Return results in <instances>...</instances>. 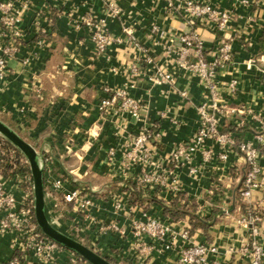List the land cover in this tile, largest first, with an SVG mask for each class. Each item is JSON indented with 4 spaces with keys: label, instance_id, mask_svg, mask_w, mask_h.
I'll list each match as a JSON object with an SVG mask.
<instances>
[{
    "label": "crops",
    "instance_id": "1",
    "mask_svg": "<svg viewBox=\"0 0 264 264\" xmlns=\"http://www.w3.org/2000/svg\"><path fill=\"white\" fill-rule=\"evenodd\" d=\"M20 1L28 5L21 24L25 43L18 56L9 61L10 74L0 93V119H8L11 127L40 154L42 162L47 160L43 166L44 193L51 223L114 264H140L133 248L130 221L150 214L167 221L175 231L189 229L191 241L214 243L231 264H241L226 253L249 234L240 222L245 210L238 207L245 168L241 154L229 151L227 160L221 162L216 159L220 149L213 145L215 157L203 166L200 175L192 177L186 169L177 170L181 193L195 204L193 213L177 217L166 213V209H174L171 202L178 193L135 191L127 193V207L133 208L128 217L113 209L108 195L120 192L126 178L138 172L132 169L125 173L123 155L140 123L126 115L101 114L99 102L105 87L116 89L132 83L129 94L142 101L146 107L143 114L160 128L156 157L167 161L173 147L195 133L199 122L196 106L209 97L199 78L179 65L183 46L178 38L193 32L206 54L212 53L220 41H227L233 58L218 70L221 95L229 107L250 109L253 114H229L223 131L231 132L237 143L257 144L254 135L264 137V49L260 44L264 0H194L211 2L231 12V21L221 32L209 26L190 27L181 11L186 0H116L120 9L117 16L108 14L106 0ZM88 11L106 19L112 35L125 37L123 30L127 29L133 40L115 43L105 56L95 57L88 30L73 24ZM145 55L152 58V65L141 61ZM26 57L30 59L28 65L22 62ZM186 58L195 60L193 49ZM133 65H139L134 77ZM156 71L169 74L171 80L155 83ZM232 81L237 82L233 91L229 86ZM44 89L46 97L42 96ZM119 128L126 131L123 137L117 135ZM110 148H114V155L109 154ZM261 150L264 153V145ZM199 162L197 157L193 164ZM56 179H61L67 190L80 186L86 189L95 200L92 215L122 232L99 236L86 229L77 235L72 206L61 195L51 193L50 181ZM2 180L21 201L23 191L13 178ZM253 206L263 225V194L254 193ZM193 217L199 220L194 227ZM11 238L10 234L0 235V263L13 254ZM69 258L67 250L56 262L45 264H70ZM174 259L172 251L156 252L148 264H170Z\"/></svg>",
    "mask_w": 264,
    "mask_h": 264
},
{
    "label": "built area",
    "instance_id": "2",
    "mask_svg": "<svg viewBox=\"0 0 264 264\" xmlns=\"http://www.w3.org/2000/svg\"><path fill=\"white\" fill-rule=\"evenodd\" d=\"M106 9L109 15L117 16L120 9L116 0H106ZM28 9L26 1L3 0L0 1V93L5 90L7 78L10 74L9 61L20 53L24 41L25 30L21 27L22 17ZM186 16V22L190 27H213L216 31H224L231 21V12L221 10L211 2H199L186 0L181 7ZM75 28H86L90 41L94 45L95 57L105 56L108 49L115 43L129 41L133 37L130 30H123V35H112L107 28L104 18H98L92 11L86 12L73 20ZM179 65L192 72L199 78V83L209 91L207 100L201 101L196 106L198 127L195 133L184 143L173 147L167 161L156 157L157 146L161 138L158 125L150 122L143 114L145 105L141 100L133 98L129 89L132 83L111 89L104 88V97L99 102V111L106 116L126 115L139 122L140 126L131 135L123 155L125 173L132 169H138L132 178L127 177L121 185L118 193L111 192L108 198L113 201V209L130 217L131 207H127V193L135 191H164L172 194L181 192V185L177 170L186 169L192 177L201 174L203 166L211 161L215 155L213 145L220 150L216 159L225 162L228 152L238 151L245 163L242 181L239 188L238 207L245 210V215L240 222L248 228V236L240 241L238 247H230L226 253L234 256L241 264H264V222L255 212L253 206L254 193L264 195V153L261 146L264 145V137L255 134V144L251 141L237 143L231 132L223 131V124L229 114L252 115L250 109L231 108L227 100L222 97L217 81L218 70L229 64L233 58L231 44L220 41L212 53H205L203 43L193 32L181 35ZM133 40V39H132ZM194 50L195 60L190 61L186 57L189 50ZM210 54V57L207 56ZM147 64H153L149 55L142 57ZM30 59L24 58L22 62L28 65ZM139 73V65H133L131 74ZM169 74L156 71L154 82L170 81ZM236 81L230 83L233 91ZM38 91V88H37ZM187 96L186 92L182 93ZM241 122L239 125H242ZM118 130L117 135L122 136L126 132ZM129 137V136H128ZM114 148H110L109 154L114 155ZM199 157L200 162L193 164ZM46 162L47 160L44 159ZM45 161L42 162L45 166ZM0 175V235L10 234L13 254L6 262L0 264H45L56 262L67 250L44 236L38 229L33 214V200L28 191L22 188V184L28 183L27 177H12L16 185L23 191V197L19 201L10 191ZM52 194L61 195L63 201L72 206L74 221L78 227L77 235L83 230H94L99 236H105L112 232L121 233L114 224H105L98 221L91 213L95 207V200L83 187L67 190L61 179L50 181ZM128 190V192L126 190ZM127 198V199H126ZM130 234L136 260L140 264H148L154 254L172 251L175 259L170 264H231L225 259L219 247L214 243H197L191 241L189 229L175 231L167 221L153 215L144 214L141 218L130 221ZM78 241V237H74ZM83 243L82 241H80ZM70 264H80L76 254L70 252Z\"/></svg>",
    "mask_w": 264,
    "mask_h": 264
},
{
    "label": "water",
    "instance_id": "3",
    "mask_svg": "<svg viewBox=\"0 0 264 264\" xmlns=\"http://www.w3.org/2000/svg\"><path fill=\"white\" fill-rule=\"evenodd\" d=\"M0 136L10 142L25 158L33 190V214L38 229L51 241L78 255L88 264H114L77 239L61 232L49 220L45 208L44 167L40 154L12 127L0 119Z\"/></svg>",
    "mask_w": 264,
    "mask_h": 264
},
{
    "label": "trees",
    "instance_id": "4",
    "mask_svg": "<svg viewBox=\"0 0 264 264\" xmlns=\"http://www.w3.org/2000/svg\"><path fill=\"white\" fill-rule=\"evenodd\" d=\"M19 44L24 45L22 39L18 40ZM261 49H264V34L261 39ZM42 96L46 97L45 89L42 91ZM43 101V100H42ZM10 126H13L8 119H4ZM0 175L4 178H11L14 176L27 177L29 182L25 184V187L31 189V175L27 162L21 153L6 139L0 136ZM136 200V195L133 196ZM171 206L174 209H166V213L170 216L177 217L185 215L186 213H193L195 211V204L189 202L183 193H178L177 196L171 202ZM193 227L199 224V220L193 217ZM200 224H202L200 222ZM204 225V224H203ZM78 261L80 264H88L84 259L80 258L78 255Z\"/></svg>",
    "mask_w": 264,
    "mask_h": 264
},
{
    "label": "rangeland",
    "instance_id": "5",
    "mask_svg": "<svg viewBox=\"0 0 264 264\" xmlns=\"http://www.w3.org/2000/svg\"><path fill=\"white\" fill-rule=\"evenodd\" d=\"M3 121L4 122H6L4 119H3ZM7 124V123H6ZM10 126V125H9ZM11 127V126H10ZM13 128V127H12ZM22 155V154H21ZM23 156V155H22ZM25 159V158H24ZM25 184H27V183H25ZM25 184H22L21 186H22V188L23 189H25V190H27L28 191V193H29V195L31 196V198H32V200H33V190H32V181H31V189H28V188H26L25 187Z\"/></svg>",
    "mask_w": 264,
    "mask_h": 264
}]
</instances>
